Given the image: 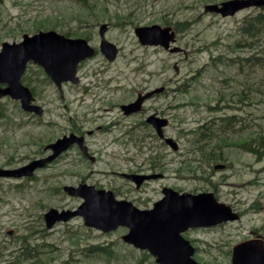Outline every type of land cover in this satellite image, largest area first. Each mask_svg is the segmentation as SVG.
I'll use <instances>...</instances> for the list:
<instances>
[{
  "label": "rangeland",
  "instance_id": "374dc122",
  "mask_svg": "<svg viewBox=\"0 0 264 264\" xmlns=\"http://www.w3.org/2000/svg\"><path fill=\"white\" fill-rule=\"evenodd\" d=\"M219 1L222 0H3L0 3L4 25L0 31V45L3 41H17L23 33H31L38 27L52 28L61 33L69 31V35L76 37L86 33L91 35L92 30L88 32V29L94 30L100 23H109L110 28L105 36L119 47L116 62L109 64L97 56L87 63V69L103 70L98 78L101 81L110 80L111 87L117 86L116 90L110 91L115 93L113 99L120 102L126 100L129 97L126 93L143 85L142 79L145 77L151 86L164 81L167 89L171 90L169 92H176L175 95L167 93L166 98L161 97L159 101L165 106L168 102L176 105L175 109L167 110L170 119L165 133L178 142L181 152L173 153L167 146L165 150L169 151L166 153L167 159L179 154L178 161L180 159L182 169L179 175L182 178H175L174 171L168 169L167 175L170 178L164 182L182 191L217 193L219 201L233 203L245 213L237 222L197 229L191 233L192 237L199 240L197 245L204 248L203 250L201 247L199 253L194 254V258L198 257L200 261L196 260L201 264H230L234 244L256 236L264 240V144L263 148L260 147V155L243 147L225 148V158L219 162L225 163L227 167L213 169V173L212 167L207 164L204 165L208 167L204 172L198 170L199 162L192 161L190 168L187 165L190 153L195 152L191 149V132L212 118L241 113L244 120H240L246 125L242 129L243 135L264 131L262 67L255 66L254 72L248 69V76L245 77L244 72L237 77L239 81L231 82L230 88L225 90L232 98L228 102L230 107H222L223 104L216 101V91L222 85V75L235 74L236 67L224 64L215 67L211 64V56L218 51H225L231 58L236 54L248 56L245 49L236 52L232 47L229 49V43L239 38L242 19L259 10H242L234 16L223 18L203 11L205 4ZM116 13L127 17L122 19L124 22L120 26L114 25L117 22L113 18ZM84 14L87 22L81 23ZM163 22L174 26L175 30L181 28L177 30V45L187 51L186 57L182 53L153 50L140 45L133 31L134 26L151 23L164 25ZM141 63L145 65L144 70L134 73L133 69ZM174 65L177 66V71ZM245 84H252L251 89L240 90L246 88ZM39 86L42 89L38 91L44 96L41 99L48 102L43 119L41 118L42 123H36L37 117L21 111L18 101L8 96L0 100V168L19 167L29 162L30 158L40 154L42 145L47 142L45 139L68 126L63 121L68 115H63L66 112L56 99L57 90L46 83ZM63 90L68 100L73 105H78L79 88L73 84ZM239 92L243 95L245 93L247 97L240 96ZM84 101L91 103L90 98H85ZM217 105L220 108L208 109V106ZM72 107L74 121L80 123L82 118L79 106H76L78 111L75 106ZM50 122L51 126L44 125ZM70 125L73 126L72 118ZM105 157H109V160L113 158L110 155ZM194 159L198 160V155ZM175 164L177 163L174 162L169 167L174 168ZM98 166L106 167L103 163H96L91 168L95 170ZM64 167L69 169L68 173V170L62 172ZM88 168L84 167L78 157L72 155L66 162L36 170L35 177L30 179L0 178V260L3 259L5 264H13L14 255L25 237L32 245L43 244L49 249L52 262L59 264L60 259H70L72 238L76 237L79 247L83 242L108 244L111 241L109 248L113 255L111 258L101 254L91 259L82 258L75 264H140L141 259L144 264L154 262L152 256H145L142 251L131 249L130 245L123 243L121 235L126 232L124 228L102 233L85 227L79 217L56 223L51 229L45 228L42 215L48 208H73L80 203V198L67 196L62 186L76 185L83 176L85 178ZM202 174L207 175L206 178L201 177ZM209 176H212L210 180L207 179ZM85 182L106 184L109 179L107 176L94 175L92 178L86 177ZM155 185L158 186L159 183L156 182ZM58 188L60 190L56 191ZM137 195L139 194H131ZM8 231H12V234L8 235ZM77 257L82 256L78 254L75 258ZM70 261L73 264V260Z\"/></svg>",
  "mask_w": 264,
  "mask_h": 264
},
{
  "label": "water",
  "instance_id": "95a60500",
  "mask_svg": "<svg viewBox=\"0 0 264 264\" xmlns=\"http://www.w3.org/2000/svg\"><path fill=\"white\" fill-rule=\"evenodd\" d=\"M263 5L264 0H224L205 4L204 11L216 12L225 17L245 7ZM106 27V24L100 26L101 34ZM135 33L142 44L161 45L166 49L175 41V32L171 27H161L158 24L136 27ZM100 49L109 60L115 57L117 51L113 44L105 40H102ZM179 50L178 46L169 49L170 52ZM93 52L86 40L67 38L55 31H40L32 36L25 34L18 43L4 42L0 51V83H6L7 86L0 87V97L10 95L11 98L20 100L23 109L41 114L40 107L31 104V93L19 81L25 64L29 60L38 63L57 87H61L63 81L77 82L75 72L78 62L91 56ZM140 102L141 98L123 107L127 112L134 111L139 108ZM166 122L165 119L153 121L159 135H162L161 127ZM81 140L74 135L58 139L49 145L54 153L48 158L31 161L17 169H0V176H31L36 167L51 160L72 142ZM166 142L176 147L171 138H166ZM220 166L222 165L216 167ZM151 176L153 175L129 177L139 184L144 178ZM63 189L69 195L81 197L83 201L74 210L49 208L43 215L47 228L57 221H67L74 216H81L86 226L104 232L125 226L128 232L122 239L137 248L147 249L155 257L157 264H198L192 258L193 248L181 236V232L190 227L211 226L239 218L238 213L232 211L229 205L218 202L211 192L178 194L166 189L165 196L155 203L153 209L138 210L130 202L115 200L110 191L95 189L91 185L64 186ZM232 264H264L263 239L256 238L236 244L233 247Z\"/></svg>",
  "mask_w": 264,
  "mask_h": 264
},
{
  "label": "flooded vegetation",
  "instance_id": "af4514ba",
  "mask_svg": "<svg viewBox=\"0 0 264 264\" xmlns=\"http://www.w3.org/2000/svg\"><path fill=\"white\" fill-rule=\"evenodd\" d=\"M2 2L3 0H0V3ZM251 9L252 8L245 10ZM84 18L85 15H83V22H85ZM107 24L108 28L103 35L100 33V28L97 27V29L94 28V30L88 29V32H91L92 30L91 35H87L86 33L85 35H83L84 37L82 36L88 41L90 46L95 49V53L93 56L82 60L78 64L77 76L79 80L76 84L72 82H63L62 90H57L54 85V82L46 74L43 67L36 63H33L32 61L26 63L25 68L20 76V82L23 86L29 89L33 97L32 103L41 106L42 110L41 115H36L33 112H28V114L31 117H37L36 123H42L41 118L43 119L42 115L46 111V105L48 102L43 101L41 99H44V96L40 92L42 86L39 85L42 83H46L48 85L54 86V88L57 90V92L55 93L56 99L61 102L63 111L66 112V114L63 113V115H68L66 118H63V121H66L68 123V126L64 128L60 133L58 132L56 133V135H51L48 139H45V141L47 140V142L42 145L40 154L33 158H30V160H40L51 155L54 149L48 147L49 144H52L63 136L68 137L73 134L78 138H81V142H72L65 149L58 152V154L51 161L46 162L42 167L36 168V170L51 168L55 164H58L60 162L62 163L63 161H68L70 156L74 155L80 159L84 167H89L87 173L85 174V178L83 176L82 179L77 182L76 185H79L81 183H88L85 182L86 177L92 178L94 175H100L102 177L107 176L109 182L106 184L98 182L88 184H92L97 188L111 190L118 199L130 200L135 206H137L141 210H149L153 208L155 203L163 196V191L165 188L169 187L178 192H184L179 188L175 187L174 185H169L164 182L167 178H170V176L167 175L168 169H172L174 171L173 176L175 178H182V176L179 175L182 171L180 166V159L178 161L179 154L177 156H170L169 159H167L166 153H168L169 151L165 150V147L167 146L168 150L173 153L181 152L179 149L178 142L175 141L177 143L176 148L171 147L166 142V138L170 136L166 135L165 133L170 119L167 110L175 109L176 105H172V102H168L165 106L162 105L161 101H159V98L161 97L166 98L167 93L168 95H175L176 92H169L171 90L167 89L166 82L164 81H161V84L151 86L148 82V79L145 77L144 79H142V82L144 83L143 85L141 84L140 86H136L134 87V89L136 90L126 93L129 95L126 100L120 102L118 99H113L115 93L110 91L116 90L117 86L111 87L112 85L110 80L101 81L98 78V74L101 73L103 70L101 71L95 68L87 69V63L97 56H100L106 63L108 62L109 64H114L116 62L118 52L113 60H109L98 50L101 39L103 37L110 41L108 37L105 36L108 29L110 28L109 23ZM163 24V26H165L166 23L163 22ZM3 26L4 25L2 24V15H0V31L3 29ZM38 31H40V29L36 31L33 30L31 33L28 34L31 35ZM21 38L18 39L16 42L20 41ZM176 43H178V38L176 39ZM1 46L2 44L0 45V50ZM142 46L151 47L153 48V50L162 49L164 52L166 51L161 46ZM117 48L119 51V47ZM180 53L182 52H177L176 54ZM144 68L145 65L141 63L139 66L133 69V72L138 74L143 71ZM174 69L177 71V66L174 65ZM73 84L77 86L80 90V98L79 102H77L78 105H73V102L68 100V98L66 97L67 95L63 90L64 87ZM3 86L5 85L3 84ZM38 89L40 91H38ZM85 98H90L91 103L87 104L84 101ZM139 98H141L139 108L137 110L127 112L123 106L134 103L135 100ZM72 106H75V109H77L76 106H79V111L81 113L80 117L82 118V121L80 123H76L74 121V108ZM239 116L243 120L244 116L242 114H239ZM70 117L73 119V126L70 125ZM163 119L167 120V125L162 126V135H159L156 127L153 124V121L159 122V120L162 121ZM51 124L52 123L50 122V124L44 125L51 126ZM199 142L200 141H192L191 143H202ZM210 144L214 143L210 142ZM107 148H109V150H107ZM193 150L195 151V154L197 150ZM105 152L106 154H104ZM220 152L224 153L221 150ZM194 154L190 153L189 156L191 157H188L187 160L191 159L192 161L199 162L194 159ZM106 155H110L113 158L109 160V157H105ZM223 160L224 157L218 159L215 162L210 163L209 167H212V173L216 165H223L220 166L222 168H217L218 170L227 167L225 163L221 164L219 162ZM174 162L177 163L175 164V167H169V165L173 164ZM182 162L184 163L185 161L183 160ZM96 163L97 165L103 163L106 165V167L98 166L94 170L91 168V165H94ZM204 165H206L204 162L198 163L197 167L200 172H204L208 168L204 167ZM65 170H68L67 173L69 172V169L65 167L63 168L62 172ZM130 175L155 176L149 179L145 178L139 184H137L135 180H132L128 177ZM205 176L207 175H201V177ZM33 177H35V172L32 178ZM211 177L212 176H209V178L207 179L210 180ZM156 182L159 183L158 186L155 185ZM132 193H138L139 195L131 196ZM214 194L215 196H217V193ZM231 206L234 210H237L241 216L244 215V213H241V211L238 210L233 203H231ZM202 228L208 227L187 228L181 233L182 236L189 242L190 246H192L193 257H195L194 254L199 253V250L202 246L200 247L197 245V242H199V240L196 237H192L191 233L193 231H196L197 229ZM205 252H207V250H205ZM196 259L199 260L198 257ZM2 260H0V264H5V262H3ZM199 264H201V262H199Z\"/></svg>",
  "mask_w": 264,
  "mask_h": 264
},
{
  "label": "trees",
  "instance_id": "16d2710c",
  "mask_svg": "<svg viewBox=\"0 0 264 264\" xmlns=\"http://www.w3.org/2000/svg\"><path fill=\"white\" fill-rule=\"evenodd\" d=\"M119 17V13H116L113 18L118 21ZM241 22L242 23L239 26V38L236 40L234 39L233 42L229 43V49L232 47V49H235V52L245 49L248 56L243 57L236 54L231 58V56L226 55L225 51H218L216 55L211 56V64L215 67H219L222 64L227 65L228 67H236L235 74H232L235 76L229 74L222 75V85H220L219 89L216 91L217 94L215 98L217 103H222V107L225 108L231 106L228 102H230L232 98L227 95L225 90L230 88L233 80L239 81V78L237 77H240L244 72H246L245 77L248 76L250 70H253V72L255 71V66L262 67L264 70V9L246 15ZM180 29L181 28H177V30ZM65 34L69 35V31L65 32ZM259 53H261V55H259ZM248 69L250 70L248 71ZM262 80H264V75L262 76ZM251 85L252 84H245L246 88L244 87V89L242 88L240 90L248 91L251 89ZM243 91L241 92L243 93ZM261 92L264 94L262 90ZM242 93L239 92V95H243ZM243 96L247 97L245 93ZM217 108H220V106H208V109L212 110ZM240 119L241 117L239 115L225 114L224 116L212 118L204 124L199 125L196 130L191 132L192 137L190 139L202 142L201 144H194L191 146L197 150L195 155H198L200 163L204 162L209 165L222 157L225 158V153H221L220 150L224 152L225 148H230L231 146L239 148L243 147L245 150L253 151L258 155L262 153L260 147L263 148L264 131H261L260 133L248 131V134L243 135L244 132L242 133V129H245L246 125L242 124L243 121ZM210 142H213L214 144H210ZM187 164L190 165V161H187ZM188 168H190V166ZM253 205H256V203ZM42 231H44V229H42ZM41 238H43V234H41ZM72 241V247L70 249L71 255H69L70 259H60L59 264H70V260H73V264H75L82 258L91 259L99 254L104 255L107 258H111L113 255L109 248L111 241L108 244H102L100 242H83L81 247H79V242L76 237L72 238ZM78 254L82 257L75 258ZM89 261L90 260H87V262ZM12 263L55 264L52 262V256L49 253V249L40 243L36 245L30 244L25 237H23L22 244L14 255ZM140 264H144L143 259L140 260ZM152 264L155 263L153 262Z\"/></svg>",
  "mask_w": 264,
  "mask_h": 264
}]
</instances>
